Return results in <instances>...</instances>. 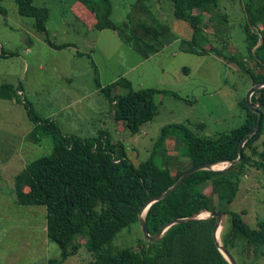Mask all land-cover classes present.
Listing matches in <instances>:
<instances>
[{"label":"trees","instance_id":"1","mask_svg":"<svg viewBox=\"0 0 264 264\" xmlns=\"http://www.w3.org/2000/svg\"><path fill=\"white\" fill-rule=\"evenodd\" d=\"M1 1L0 13L5 15ZM13 1L18 14L32 18L35 31L47 36L49 9L37 5L34 0ZM162 1L170 2L174 18L186 22L192 30L191 39L181 41L183 51L197 55L211 53L227 64L235 63L238 70L247 75L248 88L264 83V0L245 2L243 42L247 54L242 58L225 57L212 46H203L208 42L205 33L208 26L215 25L216 36L220 33L216 24L227 23L226 17L214 23L218 8L216 0ZM140 7L136 6L134 14H129L122 22L112 19L111 0H74L71 12L87 29L116 32L140 58L147 59L170 44L172 37L168 25L155 19L148 8ZM224 32H227L225 28ZM44 39L52 48L69 47ZM197 44L202 45L199 48ZM7 55L0 48V57ZM247 59L255 65L248 66ZM91 66L95 86L112 105L117 125H123L134 135L154 119L158 111L154 97L165 91L135 90L131 81L124 77L102 86L95 65ZM17 91H20L19 87L16 90L11 85H3L0 98L11 99ZM251 103L261 111L262 118L257 132L243 145L241 161L226 171L195 172L164 199L151 204L145 213L150 235L172 220L188 218L201 210L221 212L226 216V225L220 235L221 245L231 254L238 242H242L237 248L239 257L234 258L236 263L247 264L248 251L252 254V264L264 257V221L252 229L242 218L245 212L238 214L227 210V205L236 197L240 176L245 175L246 169L253 167L264 173V86L252 94ZM238 105L243 113V124L215 137L197 136L183 125L163 127L149 157L138 165L127 158L120 143H113L107 133H101L97 139L63 136L54 121L39 118L25 105L35 124L30 135L37 141V136L51 135L52 149L25 164L14 177L16 203L46 208V236L58 246L59 262L76 256L85 246L93 257L88 264H229L212 238L215 218L176 223L160 240L154 243L146 240V244L140 241L136 248H118L114 240L123 229L138 222V214L150 197L166 191L190 167L237 159L240 142L257 123V115L248 109L245 97ZM176 135L181 139L188 165L177 162L173 173V159L164 145L168 137ZM118 149H121V157L117 156ZM157 158L161 159V165L157 164Z\"/></svg>","mask_w":264,"mask_h":264},{"label":"rangeland","instance_id":"2","mask_svg":"<svg viewBox=\"0 0 264 264\" xmlns=\"http://www.w3.org/2000/svg\"><path fill=\"white\" fill-rule=\"evenodd\" d=\"M34 2L49 9L47 36L35 31L32 18L18 14L13 0L1 1L6 14L0 13V48L8 55L0 57V87L11 85L20 91L11 99L0 98V264H53L52 261L88 264L93 257L85 246L76 256L59 262L60 250L46 236V208L16 203L13 191L16 174L25 164L52 149L51 135L37 136L38 141L30 135L35 124L25 105L39 118L54 121L63 136L97 139L101 133H107L113 143H120L127 158L138 165L149 157L165 126L183 125L201 137H215L241 126L244 117L238 104L246 96L249 80L235 63L227 64L211 53L197 55L183 51L181 41L190 40L192 30L186 22L174 18L170 2L111 0L112 19L116 22L134 14L136 6H143L160 23L170 27L172 42L147 59L140 58L116 32L85 28L71 12L74 0ZM245 2L248 0H216L214 23L221 17H226L227 23L216 24L220 30L216 36L215 25L208 26L205 30L208 42L204 47L212 46L225 57L242 58L247 54L243 42ZM45 37L55 45L69 47L52 48ZM246 64L255 65L248 59ZM91 65H95L97 79L103 86L124 77L135 90L165 91L154 97L158 108L154 119L134 135L123 125H117L112 105L95 86ZM164 148L173 159V173L177 162L188 165L177 135L168 137ZM117 156H122L121 149L117 150ZM156 162L161 165L160 158ZM225 165L219 163L214 168ZM227 210L245 212L242 218L252 229L264 221V173L248 167L245 175L240 176L236 197ZM223 219L225 226V215ZM140 241L146 244L136 222L117 235L114 245L136 248ZM241 244L238 242L237 248ZM237 248L231 251L234 258L239 257ZM245 261L252 264L250 251ZM255 264H264V257Z\"/></svg>","mask_w":264,"mask_h":264},{"label":"water","instance_id":"3","mask_svg":"<svg viewBox=\"0 0 264 264\" xmlns=\"http://www.w3.org/2000/svg\"><path fill=\"white\" fill-rule=\"evenodd\" d=\"M264 83L261 84H256L251 86L245 96V100H246V104L247 107L250 111H252L253 113H255L257 115V123L255 125V127L252 129L251 132H249L240 142L239 146H238V157L235 160L232 161H225V162H221V163H225L226 165L223 166L220 169H215V165L217 164H213V163H202V164H197L194 165L192 167H190L189 169H187L177 180L176 182L169 187L166 191H164L163 193H160L156 196L150 197L148 199V201L142 206L139 214H138V222L140 225V229H141V233L144 237L145 240H147L150 243H154L158 240L161 239V237L163 236V234L166 232V230L171 227L172 225L176 224V223H182V222H192V221H198V220H205V219H210V218H215V223L212 229V238L213 241L218 249V251L222 254V256L226 259V261L229 264H237L234 257L227 251V249H225L217 235L219 233V230L221 228V226L223 225V217L224 214L221 212H208L207 210H201L196 212L195 214L191 215L188 218H182V219H175L172 220L168 223H166L165 225H163L156 234L154 235H150L148 233L147 230V226L145 223V213L147 211V209L150 207L151 204L158 202L162 199H164L167 195H169L173 190H175L178 186H180L183 181L188 178L191 174L198 172V171H203V170H207V171H226L227 169H229L232 166L237 165L241 159H242V148L243 145L246 143V141L253 136L257 130L260 127V121L262 118V114L261 111L259 109H257V107L253 106L251 103V96L254 92H256L259 88L263 87Z\"/></svg>","mask_w":264,"mask_h":264},{"label":"bare ground","instance_id":"4","mask_svg":"<svg viewBox=\"0 0 264 264\" xmlns=\"http://www.w3.org/2000/svg\"><path fill=\"white\" fill-rule=\"evenodd\" d=\"M222 228H223V225L221 226V229L219 230V233H218V235H217L219 241H220V235H221V230H222Z\"/></svg>","mask_w":264,"mask_h":264},{"label":"crops","instance_id":"5","mask_svg":"<svg viewBox=\"0 0 264 264\" xmlns=\"http://www.w3.org/2000/svg\"><path fill=\"white\" fill-rule=\"evenodd\" d=\"M116 81V80H115ZM112 82H114V81H111L110 83H112ZM103 86V85H102Z\"/></svg>","mask_w":264,"mask_h":264}]
</instances>
